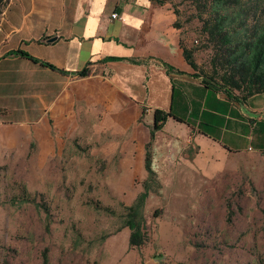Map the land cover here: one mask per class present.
Here are the masks:
<instances>
[{"label": "crops", "instance_id": "obj_1", "mask_svg": "<svg viewBox=\"0 0 264 264\" xmlns=\"http://www.w3.org/2000/svg\"><path fill=\"white\" fill-rule=\"evenodd\" d=\"M177 20L168 0H10L0 19V163L34 146L32 166L42 170L90 123L133 148L141 175L149 145L162 188L264 165V94L240 104L204 85ZM84 69L87 77L75 75ZM158 110L182 122L170 118L152 138ZM122 234L124 255L131 231ZM108 241V260L119 261Z\"/></svg>", "mask_w": 264, "mask_h": 264}, {"label": "rangeland", "instance_id": "obj_2", "mask_svg": "<svg viewBox=\"0 0 264 264\" xmlns=\"http://www.w3.org/2000/svg\"><path fill=\"white\" fill-rule=\"evenodd\" d=\"M0 1L1 19L10 0ZM168 1L200 74L210 75L220 49L204 25L217 5ZM256 2L241 0L232 7L233 15L240 13L231 20L234 34L241 20L252 27ZM117 142L121 138L96 134L86 123L42 170L32 166L34 146L28 156L0 163V264H264V165L256 161L252 171L209 182L175 177L164 182L145 201L141 229L149 241L123 255L128 207L148 175L134 171L133 148L123 150ZM154 146H161L160 138ZM110 238L115 260L122 256L116 262L108 260Z\"/></svg>", "mask_w": 264, "mask_h": 264}, {"label": "trees", "instance_id": "obj_3", "mask_svg": "<svg viewBox=\"0 0 264 264\" xmlns=\"http://www.w3.org/2000/svg\"><path fill=\"white\" fill-rule=\"evenodd\" d=\"M256 11L251 16L253 25L248 27L246 21L239 22L237 33L232 31V24L236 22L240 13L231 12L232 7H240L241 0H236L235 6L227 5V0H214L218 9L214 18L208 20L204 25V32L210 42L216 43L220 49L213 58V71L210 75L202 76L199 65L196 62L193 49L186 47L181 38V48L187 63L196 71V77L202 78L225 90L229 99L245 104L250 98L264 94V0H256ZM1 2V1H0ZM1 5V3H0ZM178 21V20H177ZM175 27L180 29L177 22ZM10 54L22 55L32 58L22 51ZM119 61L123 59L109 58ZM140 62V61H135ZM168 72L176 69L164 65ZM52 67V66H51ZM53 68V67H52ZM90 74L89 69H84L75 75L81 78ZM175 118L170 113L156 111L155 125L152 128V138L162 130L164 124ZM152 155L150 146L147 147L146 170L148 179L144 182L143 192L133 205L128 207L125 228L131 231L130 248H140L149 241V236L141 229L145 201L153 192H158L161 185L157 181L156 173L152 169Z\"/></svg>", "mask_w": 264, "mask_h": 264}, {"label": "water", "instance_id": "obj_4", "mask_svg": "<svg viewBox=\"0 0 264 264\" xmlns=\"http://www.w3.org/2000/svg\"><path fill=\"white\" fill-rule=\"evenodd\" d=\"M53 41H55V39L51 40V42H53ZM203 84L208 86V87H210V88H212V89H214V90H216V91H218V92L226 93L224 89H222V88H220V87H218V86H216V85H214V84H212V83H210V82H208L206 80L203 81Z\"/></svg>", "mask_w": 264, "mask_h": 264}, {"label": "built area", "instance_id": "obj_5", "mask_svg": "<svg viewBox=\"0 0 264 264\" xmlns=\"http://www.w3.org/2000/svg\"><path fill=\"white\" fill-rule=\"evenodd\" d=\"M117 17H118V15H117V14H114V15H113V18H114V19H115V18H117Z\"/></svg>", "mask_w": 264, "mask_h": 264}]
</instances>
